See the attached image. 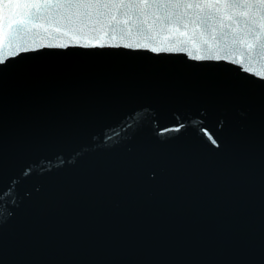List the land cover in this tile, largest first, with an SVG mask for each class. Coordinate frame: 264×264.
Returning <instances> with one entry per match:
<instances>
[{
	"label": "water",
	"instance_id": "1",
	"mask_svg": "<svg viewBox=\"0 0 264 264\" xmlns=\"http://www.w3.org/2000/svg\"><path fill=\"white\" fill-rule=\"evenodd\" d=\"M260 3L0 0V264H264Z\"/></svg>",
	"mask_w": 264,
	"mask_h": 264
},
{
	"label": "snow or ice",
	"instance_id": "2",
	"mask_svg": "<svg viewBox=\"0 0 264 264\" xmlns=\"http://www.w3.org/2000/svg\"><path fill=\"white\" fill-rule=\"evenodd\" d=\"M106 6V5H105ZM238 7H243L242 5H237ZM67 7L71 8V7H80V5H67ZM178 7V6H177ZM255 7V5L253 6ZM259 7L264 8V0H261V3L259 5Z\"/></svg>",
	"mask_w": 264,
	"mask_h": 264
}]
</instances>
